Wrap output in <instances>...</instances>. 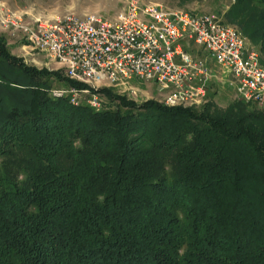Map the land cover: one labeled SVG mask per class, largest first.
I'll list each match as a JSON object with an SVG mask.
<instances>
[{
	"label": "trees",
	"instance_id": "1",
	"mask_svg": "<svg viewBox=\"0 0 264 264\" xmlns=\"http://www.w3.org/2000/svg\"><path fill=\"white\" fill-rule=\"evenodd\" d=\"M222 16L264 67V0ZM69 86L0 33V264H264V106L103 87L95 110Z\"/></svg>",
	"mask_w": 264,
	"mask_h": 264
},
{
	"label": "built area",
	"instance_id": "2",
	"mask_svg": "<svg viewBox=\"0 0 264 264\" xmlns=\"http://www.w3.org/2000/svg\"><path fill=\"white\" fill-rule=\"evenodd\" d=\"M0 27L43 52L72 80L87 84L54 89L77 105L103 107L99 87L125 86L133 78L153 80L167 90L168 106H200L212 78L208 56L187 47L201 45L215 64L230 72L245 102L264 106V67L242 31L211 12L170 8L152 0H129L114 20L68 13L53 20H28L0 3ZM181 41H185L186 47Z\"/></svg>",
	"mask_w": 264,
	"mask_h": 264
},
{
	"label": "rangeland",
	"instance_id": "3",
	"mask_svg": "<svg viewBox=\"0 0 264 264\" xmlns=\"http://www.w3.org/2000/svg\"><path fill=\"white\" fill-rule=\"evenodd\" d=\"M129 0H0L11 11L22 12L28 20H53L56 17L73 13L83 17L86 14L101 15L105 19L114 20L117 14L127 5ZM170 8H183L194 12H211L223 18L225 10L230 5L231 0H194L183 7H178L174 0H152ZM12 52L23 58L28 64L39 68L48 67L51 70H59L60 65L49 62L47 55L43 52L32 51L24 46L25 41L21 36L13 37L5 35ZM186 47L185 41H181ZM194 56H208L210 67L212 68V78L207 87V99L213 101L221 107L227 106L230 102L239 100L240 97L236 90V83L228 70L215 64L214 59L207 55L201 45L192 43L191 48L187 47ZM101 88H95L101 91ZM115 94L125 96L137 104H142L148 99L163 102L167 90H162L157 82L133 78L128 85L111 87ZM54 94V88L50 90ZM103 99V97L101 96ZM262 107V106H261ZM259 108V107H258Z\"/></svg>",
	"mask_w": 264,
	"mask_h": 264
},
{
	"label": "crops",
	"instance_id": "4",
	"mask_svg": "<svg viewBox=\"0 0 264 264\" xmlns=\"http://www.w3.org/2000/svg\"><path fill=\"white\" fill-rule=\"evenodd\" d=\"M0 33H4L5 35L9 34L7 31L3 30L1 27H0Z\"/></svg>",
	"mask_w": 264,
	"mask_h": 264
}]
</instances>
